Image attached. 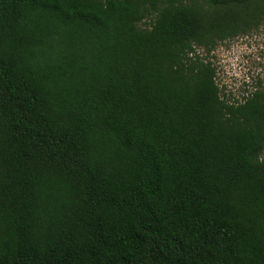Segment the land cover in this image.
Here are the masks:
<instances>
[{
  "label": "trees",
  "instance_id": "trees-1",
  "mask_svg": "<svg viewBox=\"0 0 264 264\" xmlns=\"http://www.w3.org/2000/svg\"><path fill=\"white\" fill-rule=\"evenodd\" d=\"M263 21L0 0V264H264V90L227 101L209 58Z\"/></svg>",
  "mask_w": 264,
  "mask_h": 264
},
{
  "label": "rangeland",
  "instance_id": "rangeland-1",
  "mask_svg": "<svg viewBox=\"0 0 264 264\" xmlns=\"http://www.w3.org/2000/svg\"><path fill=\"white\" fill-rule=\"evenodd\" d=\"M209 58L216 67V81L227 101L242 102L256 90H264V21L220 42Z\"/></svg>",
  "mask_w": 264,
  "mask_h": 264
}]
</instances>
